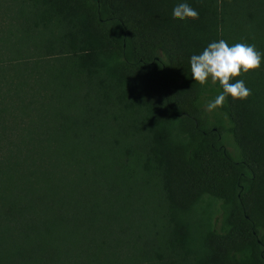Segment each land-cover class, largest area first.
Wrapping results in <instances>:
<instances>
[{"label":"trees","instance_id":"obj_1","mask_svg":"<svg viewBox=\"0 0 264 264\" xmlns=\"http://www.w3.org/2000/svg\"><path fill=\"white\" fill-rule=\"evenodd\" d=\"M14 2L0 12V264L74 247L84 264H264V61L237 77L245 99L212 110L220 86L189 68L216 39L264 53V0H187L184 20L178 0Z\"/></svg>","mask_w":264,"mask_h":264},{"label":"clouds","instance_id":"obj_2","mask_svg":"<svg viewBox=\"0 0 264 264\" xmlns=\"http://www.w3.org/2000/svg\"><path fill=\"white\" fill-rule=\"evenodd\" d=\"M174 19L184 20L197 17V11L191 7L187 0H178L172 8ZM264 61V53L255 45L245 42L229 44L224 39L209 41L198 53L189 57L191 79L201 85L211 82L218 84L221 91L211 100L207 101L205 108L212 110L220 106L226 97L232 99H245L250 89L243 79H237L242 72L260 67Z\"/></svg>","mask_w":264,"mask_h":264},{"label":"rangeland","instance_id":"obj_3","mask_svg":"<svg viewBox=\"0 0 264 264\" xmlns=\"http://www.w3.org/2000/svg\"><path fill=\"white\" fill-rule=\"evenodd\" d=\"M15 0H0V12L3 13L6 9V7L4 6V4L9 5L10 7L12 6ZM9 13V12H6ZM117 123V122H114ZM112 194H116L119 195V199L120 200H125L126 196L125 193L123 192V189H116L112 192ZM149 195H147L146 200H153L152 194L148 193ZM134 195L136 196V193L132 192V197L131 200L134 201ZM149 216L151 217L152 215L149 214ZM103 241H105L107 243L106 246H110L114 244V238H103ZM124 246H122L121 248H123ZM80 247H74V248H69V256H66L65 254L59 256L58 252H53L50 251L48 254V258L46 261L43 262H32V264H84L85 260L82 259L86 256L82 255L79 252ZM125 249V248H124ZM22 264V263H20ZM23 264H29V263H23Z\"/></svg>","mask_w":264,"mask_h":264}]
</instances>
